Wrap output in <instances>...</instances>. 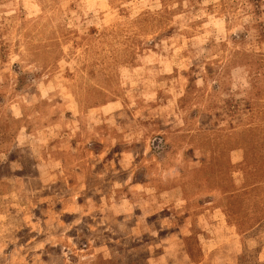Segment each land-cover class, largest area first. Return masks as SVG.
I'll return each mask as SVG.
<instances>
[{"label":"rangeland","instance_id":"374dc122","mask_svg":"<svg viewBox=\"0 0 264 264\" xmlns=\"http://www.w3.org/2000/svg\"><path fill=\"white\" fill-rule=\"evenodd\" d=\"M0 264H264V0H0Z\"/></svg>","mask_w":264,"mask_h":264}]
</instances>
